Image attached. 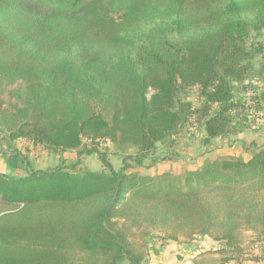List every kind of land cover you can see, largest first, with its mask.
Wrapping results in <instances>:
<instances>
[{"label":"trees","instance_id":"1","mask_svg":"<svg viewBox=\"0 0 264 264\" xmlns=\"http://www.w3.org/2000/svg\"><path fill=\"white\" fill-rule=\"evenodd\" d=\"M263 36L264 0H0V264H143L154 232L211 238L195 263L264 264V146L129 172L190 124L204 146L249 129ZM19 142L77 158L38 170Z\"/></svg>","mask_w":264,"mask_h":264},{"label":"rangeland","instance_id":"2","mask_svg":"<svg viewBox=\"0 0 264 264\" xmlns=\"http://www.w3.org/2000/svg\"><path fill=\"white\" fill-rule=\"evenodd\" d=\"M157 29L156 26L153 27L152 33L154 35L157 34ZM260 40L264 42V36ZM262 68H264V59H258L253 62L252 77L248 81V85L252 89L260 92L264 90V71L262 72ZM1 77L0 75V78ZM16 86L17 83H14L11 88H15ZM241 97L243 98V96ZM100 111L107 119L109 118V111ZM263 113L256 112L255 116L250 117V133L252 130L256 129L258 120L264 116ZM187 127L188 128H185L180 135L176 137V144L171 147L159 145L157 151L145 162L144 166L133 168L129 172L137 173L141 176H156L164 173L183 175L201 168L207 160H212L216 157L232 156V154L236 156L237 154H242L241 148H233L234 141H232L231 146L228 144V141L221 140L218 142L214 141L210 146H204L202 144L204 137L202 128L200 126L196 127L193 124ZM261 127L264 128L263 125ZM263 128L258 131V134L264 135ZM263 140L264 137H261L260 142ZM248 141H250V139H248ZM227 144L229 147H227ZM18 147L24 149L27 145L24 142H19ZM106 147L109 152H111L109 153L108 160L116 170H120L122 167V156L112 153L116 152L114 146L106 144ZM28 155L33 167L38 170L54 168L60 165L63 160L68 163L74 162L77 158L74 152L54 155L48 153L43 147H31ZM3 166H5V162L0 155V169L3 168ZM78 168L81 171H101L103 170V165L96 155H91L84 156ZM22 173L23 172H21V174ZM183 241L185 243L168 241L164 239L163 235L154 232V236L150 240L149 257L143 264H218L214 259L208 257H205L197 263L193 261V258L202 252H206L211 250L214 246H217L211 238L199 236L187 241L184 239ZM125 264H127V262H125Z\"/></svg>","mask_w":264,"mask_h":264},{"label":"crops","instance_id":"3","mask_svg":"<svg viewBox=\"0 0 264 264\" xmlns=\"http://www.w3.org/2000/svg\"><path fill=\"white\" fill-rule=\"evenodd\" d=\"M261 92L264 93V90H262ZM263 112H261V113H263ZM263 115H264V113H263ZM262 117H261V119L258 120V122H257L258 125H257L256 129L252 130L251 133H250V129H248V130L242 132L236 138H232V139H217V140H215V142H218L219 140L228 141L229 142L228 144L231 146L232 141H234V145H233L234 147L233 148L234 149L235 148H241V153L242 154H237V156L243 157L244 159L250 158V156L254 152L256 146L258 147V146H263L264 145V140L262 142H260L261 137H264V135L263 134H261V135L258 134V131H260L263 128L261 126L262 125L264 126V116H262ZM248 139H250V141H248ZM24 143H26L27 147H29V148L32 147V146H30L29 143H27V142H24ZM228 144H227V147H229ZM220 156H222V155H220ZM232 156H236V155L232 154ZM6 171H7V167H6V164H5V166H3V168L0 169V172L1 173H6ZM19 172H20V175H19ZM21 172H23V170L16 172V175L23 176L24 172L22 174H21Z\"/></svg>","mask_w":264,"mask_h":264},{"label":"built area","instance_id":"4","mask_svg":"<svg viewBox=\"0 0 264 264\" xmlns=\"http://www.w3.org/2000/svg\"><path fill=\"white\" fill-rule=\"evenodd\" d=\"M247 96L251 97V96H252V93H251V92H249V93L247 94Z\"/></svg>","mask_w":264,"mask_h":264}]
</instances>
